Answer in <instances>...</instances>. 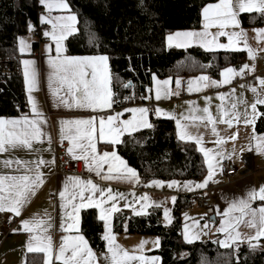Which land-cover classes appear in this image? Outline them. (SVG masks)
Segmentation results:
<instances>
[{
  "label": "crops",
  "instance_id": "crops-1",
  "mask_svg": "<svg viewBox=\"0 0 264 264\" xmlns=\"http://www.w3.org/2000/svg\"><path fill=\"white\" fill-rule=\"evenodd\" d=\"M47 2H53V0H46ZM65 2L68 4V9H58L52 8L51 10L45 4L40 2V9L38 10V26L34 29L32 28L29 33H25L24 36L19 37L18 39V52L20 54V60L18 63L21 68V78L24 82L23 91L26 95V101L24 106V111L19 114L14 115H1L0 118L4 119H17L22 116H28L30 119H38L43 122L40 124L42 132L44 135L41 137V142H34L35 150H27V149H16L10 150L5 153H0V175H23L32 173L27 172L26 169L20 165L13 164L11 168H5L3 165L4 160H20L24 162H32L38 159H44L45 161H53L54 163H49L46 166H41L39 169L43 173V184L36 189L35 195H32L29 201L24 205L21 209V213L19 216L15 215L12 212H0V264H26L30 254L41 255L42 264H44L45 256L44 253L37 252H29L28 244L32 236L34 235H44L41 231L37 230L32 233L26 232L23 230V221H34L36 219H44L48 222L51 227L47 232V235H50L53 239L54 246L58 248L59 244L62 242V237L65 236H75L77 234H82L81 227L79 226V233L76 230L72 231H64V228L67 227L72 221L65 215V209L61 207L62 201L59 197V193L64 191L65 184L69 183V177H78L83 181H92L99 189H103L105 192L104 197L100 196V193H96L97 199H105L107 196V190L111 189L113 194L123 193L125 198L118 199L115 203L121 212L127 213V217L129 216H139L136 215L133 211L132 207H125L126 204H131L135 207L137 211L142 209V206L146 204H151V206L144 207V214L147 215L154 209H159L162 212L161 221L164 224H171L164 218V210L167 209L169 211L171 222L174 216L173 206L177 202L179 195H189L192 198V202L189 206H185L182 208L181 212V221L183 223L181 234L185 240V234L189 236H198V239H194L195 241H205L211 238H214L216 235H219V241H224L227 239V234L218 231L221 225L228 219L224 215V213L229 209V207L234 203L238 202L241 199H247L248 193L251 190H258L261 186H264V154L258 152L256 149V142L252 140L253 136V125H245L244 123V113L247 111L249 113V119L251 118V107L253 103L256 102L258 97H264V87L260 85V79L264 78V41H258L256 37V29H264L263 25H253V26H242L240 19V27L246 31L247 33V43L251 46V48L256 50V58L255 60H250L246 51H244L243 57H241V61L237 64H228V66L221 68L219 71V76L213 77L207 71L201 70V72L195 74H188L185 76H168V77H155V80L152 78V81L147 84L145 87V95L143 99L139 103L129 104L127 107H119L112 104L111 108L105 109H97L92 110L88 108H76V107H66L63 103H61L60 97H65L69 99L71 102V97L66 93V85L60 92V97L53 94V88L56 86V78L53 76L54 69L49 63L50 59H55L57 56L56 53V44L55 41L51 39V36L44 35L45 32L52 31V23H45L44 20H49L52 22H56L57 17H66L68 15H75L78 18L75 12L70 10V4L67 0ZM212 1L210 4L217 3ZM204 6V7H205ZM264 19V18H263ZM77 23V22H76ZM74 24V29L77 30V25ZM49 27V28H46ZM240 29L227 28L224 31L232 32L239 31ZM188 31H203V18L201 13V25L198 28L185 30H176L172 31L168 34L174 35L178 32H188ZM211 33H216L218 31L217 28L213 27L209 29ZM76 32V31H75ZM167 36V38H168ZM38 37V38H37ZM23 40L28 46L29 50L21 53L20 49V41ZM176 42H173L172 46L168 45V40L166 42L167 46L173 47ZM218 43L227 44L228 37L220 36L218 38ZM67 39L63 41V48L65 49L63 56L70 57H84V56H95V55H105V54H70L66 50ZM192 46L202 47L198 44H193ZM177 47V46H175ZM241 47L243 45L241 44ZM185 48V47H178ZM204 50H207L203 47ZM216 50H224V49H216ZM211 51V50H208ZM107 55V54H106ZM108 56V55H107ZM24 60H32L35 62V69L37 73V87L34 91H32L31 95L35 98L37 102L38 111L42 113L41 117H37L32 112V106L29 103V93L27 91V85L25 82L24 72H23V63ZM248 64L250 66H254V71L246 72L244 76H236L234 79L238 78L237 82L234 79L230 84H223L222 86H208L201 87V90L196 91L193 90L189 92V82L196 81L197 78L201 76L209 77L211 81L220 82L223 80L222 72L226 68H235L237 70L240 69L243 65ZM109 70L110 64H109ZM111 76V74H110ZM51 78V79H50ZM165 80L169 81V84L166 86L167 89L171 93H178V95H170L168 98H162L160 100L155 99V92L157 88L156 81L163 82ZM180 81L179 88H177L176 81ZM184 81L182 85L181 82ZM50 84L52 85L50 87ZM113 80L111 78V90H112ZM243 85V87H241ZM196 87V84H193V88ZM256 88V92H253L251 89ZM235 89L233 92L232 90ZM113 92V91H112ZM184 93H187L184 95ZM114 94V92H113ZM221 95L225 96V99L221 101L219 97ZM144 97H150L145 99ZM243 101V103L241 102ZM236 104V108H232V104ZM223 106L224 110L229 112V117H225V119L230 118L233 112H239L241 114L240 121L237 123L233 121L231 127L227 123H219V119L221 116L220 107ZM145 107L149 109L148 120L151 122V116L155 117H175L173 119L175 122V129L177 130V136L179 138V129L177 127V120L181 122L183 125H187L188 132L193 136H202L203 137V147L207 149H212L213 153H220V156H217V160L220 161L224 158H228L233 161L235 167L241 168L243 165L242 155L244 152L251 153L252 158L250 159L249 165L252 166V170L245 171L244 173H238L232 176L231 179H227L222 176V169L219 167L215 170L216 174L213 180L209 181L205 188H196V184L202 183L206 177L208 176V171L205 176L199 180H181V179H173V180H160V179H151L148 182H142L139 179V183L135 181H129L125 179H112L105 180L102 177L105 175H109L108 172V164H104L102 170L100 171V175L97 174V171L94 170L95 166L92 164H86L83 159L82 160V170L84 175H55L54 169L56 167V157L61 154H68L67 149L71 146L69 140L61 138V121L67 120H77V119H90L95 118L96 126H99L100 118H107L108 116H114L117 113H120V121L131 120L134 116V113L128 111L133 108ZM208 108L211 115L217 120L215 124L216 133L214 134L212 131L213 125L207 123V121H201L199 119L193 120L191 117H202L206 114L203 112L204 108ZM156 109L163 110L164 113H167V116L156 114ZM257 110L260 113H263L264 105H257ZM151 114V116H150ZM188 119H185V118ZM261 116L258 117L260 119ZM257 121V119H256ZM255 121V122H256ZM74 131V129H73ZM255 135L264 136V130L256 129L254 125ZM136 132V131H134ZM133 133V132H130ZM129 133H124L120 137V141L124 135ZM233 134H238V138L235 140L228 139L233 136ZM219 139H223L225 142L222 144H218L217 141ZM181 140V139H180ZM184 141V140H183ZM190 142V141H189ZM194 142V141H191ZM97 147V154L102 155L104 152H113L115 151L117 156L123 159L129 167H131L126 160L123 158L117 151L116 144H110L101 141L98 138L95 141ZM195 143V142H194ZM196 144V143H195ZM56 146H63L62 151H57ZM199 148L201 145L196 144ZM77 153L79 154V149H77ZM200 153L204 156V154L200 151ZM72 156V155H71ZM205 157V156H204ZM230 157V158H229ZM206 163V161H205ZM206 167L207 163H206ZM134 169L133 167H131ZM135 170V169H134ZM137 172V171H136ZM138 173V172H137ZM139 176V174H138ZM152 181H161L163 182L162 187L156 186H146L150 185ZM171 181L179 182L178 187L169 188L167 185ZM191 182L192 189L188 190L183 185ZM209 194L212 197L211 206L214 208L212 214H208L207 210L201 206H199L196 202L197 196ZM90 195V193L86 192L85 196ZM147 195L150 199L148 202L139 200L140 197ZM175 197V203H173L172 198ZM111 203L105 204V208L111 207ZM159 205V206H157ZM264 206V201H260L259 199L251 201L252 208H260ZM89 209V208H86ZM98 213L100 216L99 208H92ZM71 209L69 208L68 211ZM85 209H81L80 211V224L83 216V211ZM117 213V212H116ZM112 214L111 217V230L112 233L116 237V244L120 245L123 249L128 250L130 255H144L146 258L151 257H159L160 255L155 251L158 247L154 245V241L159 239L161 243V237L156 234H144V233H133L127 231L117 232L114 229L113 218H115V214ZM14 216V230L9 235L5 236L3 230V222L9 216ZM233 216H239V212H233ZM248 217H245L247 220ZM104 226V221H102ZM123 224L126 223V220L122 221ZM63 226V227H62ZM187 226V228H186ZM239 232L241 233L240 241L236 243H232L229 241L232 246L238 245L240 243H248V237L255 235V229L249 228L244 224H241L239 227ZM105 234V227L103 235ZM83 235V234H82ZM84 236V235H83ZM86 239V238H85ZM88 241V240H87ZM142 241H146L147 243L143 246V251H137L136 249L141 244ZM186 241V240H185ZM106 242V241H105ZM187 242V241H186ZM35 243V242H33ZM188 243V242H187ZM250 243V242H249ZM252 244H256L258 248L264 249V239L259 241H251ZM220 244V243H219ZM88 245H91L88 242ZM160 245V244H159ZM221 245V244H220ZM223 247V246H222ZM92 251L96 254V257L99 260V264H109L107 260L104 259L107 253V242L104 246L103 250L94 251L91 247ZM155 249V250H154ZM54 264H60V262L55 261ZM129 264H140V261L134 260L129 262ZM158 264H160V259Z\"/></svg>",
  "mask_w": 264,
  "mask_h": 264
},
{
  "label": "snow or ice",
  "instance_id": "snow-or-ice-1",
  "mask_svg": "<svg viewBox=\"0 0 264 264\" xmlns=\"http://www.w3.org/2000/svg\"><path fill=\"white\" fill-rule=\"evenodd\" d=\"M42 4L46 3V0H40ZM46 6L51 10L52 8H58L67 10L68 4L65 0H53V2H47ZM241 13H257L264 18V0H218L215 4L207 5L202 10L203 18V31H188L178 32L174 35H169L168 45L172 46L173 42L177 47H190L193 44H198L207 50L224 49L228 51H246L250 60H255L256 50L251 48L247 43V33L240 27L239 16ZM75 15H68L66 17H57L56 22L44 20L45 23H52V31L45 32L44 35L51 36V39L55 41L57 56L55 59H50L49 63L54 69L53 76L56 78V86L53 88V94L60 97V92L66 85V93L71 97V102L65 97H60L61 103L66 107L72 108H88L92 110L111 108L115 103L114 94L111 90V76L109 70V57L107 55H95L84 57H70L63 56L65 49L63 48V41L71 35L75 29L76 23ZM217 28L216 33H211L209 29ZM240 29L239 31L227 32L224 29L227 28ZM256 39L258 41H264V29H256ZM220 36H227L228 43H218ZM241 44L243 47H241ZM29 50V46L23 41H20L21 53ZM23 72L25 82L27 85V91L29 93V103L32 106V112L41 117L42 113L38 111L37 102L31 95L37 87V73L35 69V62L32 60H24ZM254 71V66L248 64L240 67L239 70L235 68H226L222 72L223 80L220 82L211 81L209 77L201 76L196 81L189 82V92L201 90V87L208 86H222L223 84H230L236 76H244L246 72ZM51 79V78H50ZM155 80V77L153 78ZM260 85L264 87V78L260 79ZM196 87L193 88V84ZM157 88L155 92V99L160 100L162 98H168L170 95H178V93H171L167 89L169 84L168 80L163 82L156 81ZM177 88H179L180 81H176ZM52 85L50 84V87ZM129 84H125L124 87H130ZM243 87V85H241ZM256 92V88L251 89ZM233 92L235 89L232 90ZM148 99L150 97H144ZM221 101L225 99L224 95L219 97ZM243 103V101H241ZM257 105H264V97H258L255 103L250 105L252 113L249 119V113H244L245 125H253L252 140L256 142V149L258 152L264 154V136L255 135L254 125L256 119L264 115L257 110ZM232 108H236V104H232ZM128 111L134 113L131 120L120 121V113L114 116H108L99 119V126H96L95 118L90 119H77L61 121V138L67 139L70 142V147L67 149L68 153L73 156L74 159H83L86 164H92L95 166L94 170L100 175V171L104 164H108L109 175H105L102 178L105 180L112 179H125L129 181H135L139 183V176L136 170L132 169L127 163L117 156L116 152L111 153L104 152L102 155L97 154L96 139L98 138L106 143L117 144L120 142V137L124 133H130L138 131L142 128H152L153 125L148 120L149 109L145 107L133 108ZM158 116H167L161 109H156ZM206 114L202 117H191V119H199L201 121H207L212 124V131L216 133L215 124L217 120L211 115L209 109L206 107L203 109ZM221 116L219 123H227L229 127L232 126L233 121L237 123L240 121L241 114L239 112H233L230 118L229 112L225 111L223 106L220 107ZM175 118V117H169ZM185 119H188L187 117ZM42 120L30 119L28 116H22L17 119H4L0 118V153H5L10 150L27 149L35 150L34 142H41V137L44 135L40 124ZM177 127L179 129V139L184 141H194L196 144L201 145L199 151L204 156L208 166V176L200 183L196 184V188H205L209 181L213 180L219 167L220 161L217 160V156L220 153H213L212 149L203 147V137L193 136L188 132L187 125L181 124L177 120ZM74 129V131H73ZM238 138V134L228 139L235 140ZM225 141L219 139L218 144H222ZM79 149V154L77 153ZM230 158V157H229ZM3 165L5 168H11L13 164L20 165L26 169L27 172L32 173L23 175H0V212H12L19 216L21 209L29 201L32 195H35L36 189L43 184V173L39 170L41 166H46L49 163H54V160L49 162L44 159H38L32 162H24L20 160H4ZM69 183L65 184L64 191L59 193V197L62 201L61 207L65 209V215L72 221L64 228V231L76 230L79 233L80 226V211L86 208H99V219L104 221L105 234L103 239L107 242V253L104 257L109 264H129V262L138 260L140 264H158L159 257L146 258L144 255H130L128 250L123 249L120 245L116 244V237L111 230V217L113 213L120 211L116 205L118 199H124L123 193L113 194L111 189L107 190V196L105 199H97L96 193L99 192L101 197H104L105 192L103 189H99L92 181H83L78 177H69ZM162 187L163 182L152 181L150 185ZM169 188L178 187L179 182L171 181L167 185ZM186 189L191 190L192 184L188 182L183 185ZM88 192L90 195L85 196ZM149 197L147 195L140 197L139 200L148 202ZM259 199L264 201V186H261L258 190H251L248 193V198L241 199L238 202H234L229 209L224 213L228 219L221 225L218 231L226 233L227 239L219 241L221 246L225 248L232 247L233 244L241 239V233L239 227L241 224L246 225L249 228L255 229V235L248 237L250 247L255 248L257 245L252 244L251 241H259L264 239V206L260 208H252L251 201ZM175 203V197L172 198ZM111 203V207L105 208L104 205ZM151 206L146 204L142 206L140 211H137L131 204H126L125 207H132L136 215L144 214V207ZM159 206V205H157ZM71 209L68 211V209ZM233 212H239V216H233ZM245 217H248L245 220ZM164 218L171 223V217L167 209L164 210ZM51 225L44 219H36L34 221H23V230L29 233L34 231H41L44 235H34L31 237L28 244L29 252L44 253V264H54L55 261L60 264H99V260L96 254L92 251L88 245V241L82 234L75 236L62 237V242L58 248L54 246L53 239L50 235H47ZM63 227V226H62ZM187 228V226H186ZM198 236H189L186 232L185 240L188 243H192L194 239H198ZM35 242V243H33ZM146 241H142L136 249L137 251H143ZM156 247H159L160 241L157 239L153 242Z\"/></svg>",
  "mask_w": 264,
  "mask_h": 264
},
{
  "label": "trees",
  "instance_id": "trees-1",
  "mask_svg": "<svg viewBox=\"0 0 264 264\" xmlns=\"http://www.w3.org/2000/svg\"><path fill=\"white\" fill-rule=\"evenodd\" d=\"M67 1L78 18L76 32L66 38V50L70 54L108 55L115 106L122 101L139 103L154 76H185L203 70L218 77L221 68L239 63L244 54V51H208L197 46H167L170 32L198 28L204 6L216 0ZM40 5V0H0L1 65L11 66L13 61L20 60L18 39L38 26ZM239 19L245 27L264 23L257 13H241ZM129 83L130 87H124ZM23 87L20 74L8 77L0 71V116L24 111ZM174 122L171 118L151 116L152 128L126 134L116 144L117 152L138 172L140 181L199 180L207 174L205 157L194 142L178 138ZM255 126L264 130V115L257 118ZM191 202V196L179 195L169 225L162 223L159 209L129 217L118 211L113 218L114 229L161 237L159 247L154 249L160 255V264H264V249L252 248L249 242L225 248L215 234L205 241L187 243L181 234L180 215L182 208ZM82 213V234L94 251L103 250L104 226L98 213L92 208ZM42 261L41 255L30 254L26 264Z\"/></svg>",
  "mask_w": 264,
  "mask_h": 264
},
{
  "label": "built area",
  "instance_id": "built-area-1",
  "mask_svg": "<svg viewBox=\"0 0 264 264\" xmlns=\"http://www.w3.org/2000/svg\"><path fill=\"white\" fill-rule=\"evenodd\" d=\"M49 28V27H46ZM38 38V37H37ZM1 60V59H0ZM0 71H2V74L7 75L8 77L13 76V74L15 75H19L21 74V68L19 63L14 62L13 64L10 65H1L0 64ZM239 79L236 78L234 79L235 82H237ZM181 84H184V81L181 82ZM187 93H184V95H186ZM127 107L129 106V104L125 103L122 101L121 105L119 107ZM63 146H56V150L62 151L63 150ZM252 158L251 153H246L244 152V154L242 155V161L244 162L241 168L239 167H235L233 164V161H231L228 158H224L223 160H221V164L220 167L222 169V176H224L225 178H227L228 180L232 178V176H234L235 174L238 173H244L245 171H250L252 170V166L249 165L250 163V159ZM56 167L54 169V173L55 175L59 174V175H84L83 170H82V160L80 159H74L73 156L68 155V154H61L56 157ZM251 164V163H250ZM196 203L205 208L208 212V214H212L214 211V208H212L211 206V201H212V197L210 195H204V196H197L196 198ZM13 217L10 216L9 218L5 219V222H3V230L6 235H9L10 233H12V231L14 230V225H13Z\"/></svg>",
  "mask_w": 264,
  "mask_h": 264
},
{
  "label": "bare ground",
  "instance_id": "bare-ground-1",
  "mask_svg": "<svg viewBox=\"0 0 264 264\" xmlns=\"http://www.w3.org/2000/svg\"><path fill=\"white\" fill-rule=\"evenodd\" d=\"M207 195H209V194H207ZM200 196H203V195H200ZM210 196H211V195H210ZM11 216L13 217V222H14V216H13V215H11ZM9 217H10V216H9ZM9 217H8V218H9ZM13 222H12V223H13Z\"/></svg>",
  "mask_w": 264,
  "mask_h": 264
},
{
  "label": "rangeland",
  "instance_id": "rangeland-1",
  "mask_svg": "<svg viewBox=\"0 0 264 264\" xmlns=\"http://www.w3.org/2000/svg\"><path fill=\"white\" fill-rule=\"evenodd\" d=\"M76 22H77V20H76ZM75 31H76V29H75ZM75 31H74V32H75Z\"/></svg>",
  "mask_w": 264,
  "mask_h": 264
}]
</instances>
